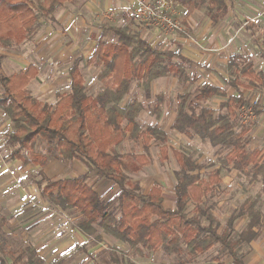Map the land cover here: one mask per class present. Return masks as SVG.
I'll return each instance as SVG.
<instances>
[{
	"label": "trees",
	"instance_id": "16d2710c",
	"mask_svg": "<svg viewBox=\"0 0 264 264\" xmlns=\"http://www.w3.org/2000/svg\"><path fill=\"white\" fill-rule=\"evenodd\" d=\"M177 1L188 11L207 8V14L214 20L227 10V0ZM73 2L75 0H0V24L5 31L0 34V47H12L16 41L13 39L15 34L17 36L21 31L26 36L41 25L42 18L54 16L59 8ZM99 29L101 32L87 63L100 66L97 81L102 85L108 82L109 85L95 95L88 94L80 75L81 57L74 59L67 70V94L58 93L56 102L49 105L33 98L27 89L38 73L37 68L30 65L24 71L4 76L1 73L4 56L0 55V114L9 120L12 127L3 137L4 144L11 149V158L22 166L39 167L40 182L37 186L40 194L50 206L63 212H75L80 217L77 230L85 237L99 241L101 234H105L140 255L158 248L168 254L179 255L181 246L188 252L201 254L214 245H220L233 264H243L236 247L249 245L259 237L263 218L259 194L247 197L227 218L226 228L219 233L220 223L211 210L200 207L208 188L201 187L193 173L198 165L189 156L172 150L179 170L174 173V207L165 209L158 186L143 194L139 185L130 178L139 170L144 156L119 154L113 150L126 134L133 144L141 141L144 155L151 140L165 142V134L158 125L164 96L155 95L152 104H146L145 100L150 97L149 87L156 79L168 75L186 78L188 61L179 52L148 43L134 28L133 19L120 27L101 25ZM108 37L109 41L106 40ZM241 74L258 81L251 72V66L243 68ZM134 82L143 88L144 100L133 99L122 104ZM232 86L236 88V82ZM249 86L252 88L253 84ZM197 92L195 99H191L188 93L177 96L176 114L170 130L189 138L197 136L201 142L218 146L224 151L221 159L224 166L237 172L239 178L244 177L248 184L259 185L260 192L264 194V158L258 151L247 147L245 135L248 128L235 132L231 119L238 107L249 104L251 97L245 98L241 93L230 96L219 104L218 110L224 114L215 115L214 109L201 106L197 101L224 97V91L203 84ZM146 108L154 116V123L143 128L138 118ZM37 140L46 145V155L31 157L24 154ZM52 159L78 160L86 167V173L72 178L51 179L43 170ZM92 172L117 187L115 209L110 210V205L87 184L88 175ZM217 175L218 172L211 177V183L219 182ZM189 205L193 207L191 213H188ZM242 217L247 219L246 226L231 240L234 222ZM3 222L0 225V264H7V260L10 264H42L33 246L5 251L1 239ZM104 264L135 263L125 256L111 253Z\"/></svg>",
	"mask_w": 264,
	"mask_h": 264
},
{
	"label": "rangeland",
	"instance_id": "374dc122",
	"mask_svg": "<svg viewBox=\"0 0 264 264\" xmlns=\"http://www.w3.org/2000/svg\"><path fill=\"white\" fill-rule=\"evenodd\" d=\"M88 1L89 0H75L73 3H66L64 7L59 8L58 11L55 12L54 16H47L46 19L42 18L41 22H43L41 25L32 29L26 36H23L21 31L17 36L15 34L13 39L16 41L12 47H9L8 49L0 47V55L3 54L4 56L3 72L1 70L2 75L7 76L11 73L15 74V72L23 66L29 63L34 64L38 69V73L36 78L30 82L27 88L33 98L42 103L51 105L56 101L55 95L57 94V91L62 93L67 92L68 85L65 80V71H63V69L66 66H70L72 60L70 61L69 59L55 63V55H60V49L59 47L49 48L47 41H51L50 34L52 32L59 30L61 37L59 36L56 43L60 41L63 44H67L74 41V46H76V43L83 42L86 46L81 55L87 58L92 50L91 48L93 44H95V39H92L91 35L96 33L95 36L97 37L99 34L97 30L102 25L98 13L108 7V5L105 4V1L107 0H101L102 7L97 6V3L94 7V5L92 6L91 4L92 2L88 3ZM113 1L115 0H110L111 3ZM116 3L117 1L113 3L112 6ZM86 4L91 6H87ZM241 5H243L241 6V10L246 11L249 16H252L257 12V8L250 6L247 2L242 3ZM91 9H93L92 13L90 12ZM194 9H196V12H194L193 15H190V19H188L191 29L184 23L187 36L184 34H176L174 37L193 40L194 43H197L193 36V32L197 29L205 26H224L223 24L226 15H222L221 20L213 23L210 20V16L207 14V8L198 7ZM115 10L119 16H122V10L119 11L114 9V11ZM61 13L64 21L66 18L73 22V28L71 31L77 29L76 33H70L72 39L67 36L64 26L58 23V20H55L58 15H61ZM125 14L126 17L122 20L120 17L113 15L114 21L108 24V26L120 27L125 25L129 22L128 16H130L127 12ZM2 27L3 24H0V34L5 32ZM134 28L141 31V28L136 23H134ZM192 45L196 46L195 44ZM99 70L100 66L93 63L91 65H86L85 62L81 64V73L84 78L85 87L90 95H95L104 86L109 85L108 82L106 85L97 82L96 76L99 73ZM191 75L193 77L196 76V74ZM170 76L171 75L165 76L167 78L161 82L153 81L149 87V94L151 92V96H154L155 93L161 91L164 96V102H166V108L167 105H169V108L165 110L163 120L158 121L159 128L165 134V142L151 140L148 146V151L144 155L142 144L140 143L141 141L137 144H133L128 138H126V134V137H124V140H126L123 141V143L121 142L122 144L120 143L118 146H115L113 150L117 151L119 154L131 153L137 156H144L145 160L140 165V171L136 174L130 175V178L133 180L135 177L133 181L139 185L141 190L142 187L140 186V183L142 186H145V188L152 185L161 187L166 202L171 195L170 189L173 183L176 184L174 173L179 170L178 163L173 157L172 150H179L189 156L191 161H195L196 163H194L198 165V169L194 170L193 173L196 174L201 187L208 188V191L204 193L201 199L200 207L202 209L206 208L211 210L212 215L220 223L218 230L219 233H222L226 228L227 218L239 208L247 197H254L259 194L261 196L259 209L263 217L261 220V227L258 230L261 240L249 245H239L236 247V251L243 259L254 249L264 250V194L260 192V186L248 184L244 177L239 178L237 176V172L233 170L229 171L227 166H224L221 161L224 151H221L218 146L212 147L209 143L201 142L197 136L189 138L174 132L169 128L173 117L174 96L185 90L187 93L193 94L204 82L196 85L197 80L190 81L188 85V83L186 84L183 81L184 77H176L180 82H178L177 86H174L172 83L173 76ZM197 79H199L198 76ZM205 80L211 82L207 78H205ZM142 93L143 88L134 82L129 95L124 98L123 104L126 101L128 102L133 99L143 101ZM254 94L255 93L253 92L251 96ZM221 100V98H214L206 101L204 104L207 107L215 109V115L224 114V111L216 109L218 102ZM231 119L235 126V132H238L241 128H248L249 130L252 127H250V124L249 127L241 124L237 116H234ZM8 121L9 120L4 115L0 116V153L2 155V157H0V219H5L4 222L2 220L0 221V225L3 222L2 231L4 234H2L3 237H1V239H3L5 251H7L6 249H22L25 245L33 246L34 248L35 245L36 247H39L40 251H44V258L42 257L41 259L43 262L47 260L46 262H48V264L52 260L57 261L55 263L57 264L60 259L63 260L62 262H64V264L69 262H72V264H92L87 261L88 257L84 259L83 254L79 253L80 249L76 245H73L70 248L69 253L60 254L63 252L61 249L66 243H64L66 237L67 239H70L69 235L73 232H77L74 224H76L78 218L75 217V212L68 211L70 218L67 219L65 212L55 210L51 208L49 203H46L44 197L40 194V188L37 186V182H40V176L38 175V171L40 170L39 167H33L32 165L24 167L19 164V162L10 158L11 156L9 154L11 149L3 142L4 134L12 128ZM138 122L143 128L154 123L153 119L144 112L140 114ZM253 135L254 132L252 130L250 136H245L247 147L253 138ZM24 154L31 157L37 154L46 155V145L44 142L37 140L32 148L24 151ZM75 165L76 162L71 161V166L74 167V169H76ZM51 166V169H54L58 175L57 177H63L66 173H72L70 164L66 163V161L61 162L57 160L54 161ZM217 172L219 182L211 183V177ZM109 189L111 191V188ZM113 197L114 196H112V202H108L110 210L115 209L117 203L115 200L116 198L113 199ZM4 207L8 208L6 209ZM192 208V205L188 206V213H191ZM72 219H75V221L72 222ZM246 223L247 219L245 217L239 218L234 222L235 231L230 237L231 240L235 239L236 232L242 231L245 228ZM21 232H23V238L20 236ZM62 234H65V236L60 238L55 237ZM107 237L111 238L110 236ZM87 239L89 240L90 238ZM0 242L2 243L1 240ZM67 245L69 244H66L65 247ZM181 247L182 249L179 255L168 254L161 248H158L156 251H150L148 253V258L151 261H155L156 264H159L160 262L169 264H217V262L233 264V260L220 245H214L210 250L201 254L188 252L185 250L184 246ZM98 256L99 261L105 263L109 259V251H106V253L102 252V254H99ZM7 264H10L8 260Z\"/></svg>",
	"mask_w": 264,
	"mask_h": 264
},
{
	"label": "crops",
	"instance_id": "0c3cea01",
	"mask_svg": "<svg viewBox=\"0 0 264 264\" xmlns=\"http://www.w3.org/2000/svg\"><path fill=\"white\" fill-rule=\"evenodd\" d=\"M116 1H117V3L112 6V4L115 3ZM90 2H92L91 4H92V6L94 5V7L96 6V3H97V6L102 5L101 0H89L88 3H90ZM246 2L249 3L250 6L257 8V10H256L257 12L255 14H253L252 16H249V14L246 11L241 10V6H243L241 4L246 3ZM105 4L113 7V9H117L119 11L122 10L121 11L122 16H119L118 13L116 12V10L113 12V15L120 17L121 20L126 17V14H125L126 12L130 15L131 4L125 0H115L112 3L110 2V0H107V1H105ZM178 4L180 7V11L182 13V17L184 19V23L186 24L187 27L189 26V28L191 29L188 19H190V17H189L190 15H193V13L196 12V9L188 11V8L184 4H181L180 2H178ZM87 6H91V5H87ZM226 6H227V10L224 14V16L226 15L225 20H224V24H223L224 26H220V27L205 26L203 28L197 29L196 31L193 32L194 39L197 41V43L196 42L194 43L193 40L174 37L175 35H171L168 37H160L157 34V32L154 30L143 31L141 29L140 35L143 39L146 38L145 40L148 43H150L152 46H158L161 49H167V50H174L175 49L174 51L179 52V54L188 61L189 64L187 66V77L183 79V81L186 84L188 83V85H189L190 81H196L197 80L198 83L196 82V85L204 82V83H202V85L203 84H209L213 87H218L224 91V97L215 96V97L208 98L205 100L197 101L201 106L207 107L204 104L206 101H208L210 99H214V98H221L222 100L218 102L217 107H216V109H218L219 104L222 101L228 99L230 96L237 95V93H241L242 96L245 98H250V96L253 94V92L254 93L258 92L260 95V102H259V106L257 107V110H256V121L254 124H250V127L251 126L252 127L249 130H247L245 136L246 137L250 136L251 131L253 130L254 135H253V138L251 139L250 143L248 144V148H250V150L258 151L259 156L264 158V2L262 0H227ZM90 12L92 13L93 9H91ZM62 16L63 15L61 13V15H58L55 20L56 21L58 20V23H60L64 26V30L66 31L67 36L71 37L70 33L71 34L76 33L77 29H74V31H71V29L73 28V26H72L73 22H71L70 20H67L66 18L64 21V18ZM221 17L218 19H215V20L210 17V20L213 23H215V22H218L219 20H221ZM58 18H60V19H58ZM128 18H129V21L132 19L131 16H128ZM113 21H114V19L112 17L111 22H107V23L102 22V21L101 22L99 21V22L102 25H108V24L112 23ZM134 23H136V22L134 21ZM99 28L97 31L100 34L101 31ZM96 29H97V27H96ZM99 34L97 37H99ZM95 35H96V33L92 34L91 37H92V39H95L94 43L96 44L97 37ZM59 36L61 37L59 30H57L56 32H52L50 34L51 41H47L49 48L59 47V49H60L59 50L60 55H55V59L53 58V56H52V58L55 60V63H57V62H62V61H66L69 59H70V61L72 60V62H73L74 59L81 57L82 61L79 64V72L83 78V75L81 73V64L83 62H85L86 65H91V64H88L87 61L94 51L95 44H93V46L91 48L92 50H91L90 54L88 55V57L85 58L81 55L84 51L85 46H86L85 43L79 42V43H76V46H74V44H75L74 41H71L72 43H67V44H63L60 41H58V43H56ZM108 38L106 40L109 41L110 38L109 39ZM71 39H72V37H71ZM192 44H195L196 46H194ZM1 55H3V54H1ZM30 65H34V64L29 63V64L23 66L22 68L18 69L15 73L26 70ZM70 66H66L63 69V71H65V80L67 82V85H68L67 70ZM246 66H251V72H253L255 77H257L258 81L252 80L250 77H247V76H242V74H241L242 70ZM2 68H3V62H2V66H1V70L3 72ZM195 70H196V72H195ZM37 71H38V69H37ZM191 72H193V73H191ZM12 74L13 73L8 74V75L10 76ZM191 74H193V75L196 74V76L193 77ZM197 76L199 79H197ZM170 77H172V75ZM166 78L167 77H160V78L156 79L155 81L161 82L162 80H164ZM172 78H173V80H172L173 85L177 86L178 82H180V81L178 80V78H176V76H175V78H174V76ZM205 78H207L211 82H208L207 80H205ZM174 79H176V80H174ZM83 81H84V78H83ZM30 82H29V84H30ZM235 82L237 84L236 88H235V86H232V85H234ZM251 84H253L252 88H250V86H249ZM68 90H69V88H67V92H68ZM86 91H87V88H86ZM67 92L62 93V92L57 91V94L58 93L59 94H67ZM184 93H187L186 90L183 92H179L178 95H181ZM158 94L163 95L161 91H158L157 93H155V95H158ZM188 94L190 95L191 99H195L198 92L196 90L195 93H193V94L188 93ZM155 95L151 96V92H150V97L147 100H145L146 104H152L153 100H154L153 97H155ZM178 95L174 96L173 117L171 119L170 125H171V123L175 117V114H176L177 96ZM142 96H143V93H142ZM142 98L144 99V97H142ZM194 101H196V100H194ZM165 104H166V102L163 101L161 106H160L161 116H160L159 121L163 120L165 110L167 108H169V105H167V108H166ZM163 105H164V109H163ZM236 110H235V116H236ZM143 112L145 114H147L150 118H152L154 121V116H151V112H150L149 108H146L145 111H143ZM1 115H3V114H0V116ZM248 126L249 125H247L246 127H248ZM169 128H170V126H169ZM125 140H123V141H125ZM123 141H122V143H123ZM124 154H129V153H124ZM0 157H2L1 153H0ZM57 160H59L61 162H65L61 159H52L43 170L44 174L51 179L55 180V179H60V178H72V177H77V176H80V175H83L86 173V167L80 161L72 160V162L73 161L76 162V165H75L76 169H74V167L71 166V161H66V163L70 164V169H72V173L71 174L66 173V175L63 177H57L58 175L56 174L55 170L51 169L52 168L51 164ZM14 161L19 162L18 160H14ZM19 164H21V163L19 162ZM33 167H35V166H33ZM139 171H140V168L137 172H135L133 174H136ZM134 179H135V177H134ZM87 184L92 187V189L98 194L100 199L102 201H104L105 203L112 202V196H114L113 199H115L117 194H118V189L112 182L98 178L94 172H92L88 175ZM140 186L142 187V190H141L142 193L147 194L149 192V190L155 185H152V186H149L148 188L147 187L145 188V186H142L140 183ZM174 187H175V183H173V185L170 189L171 195L168 197L167 202L165 201L164 192H163L162 188L159 187L161 190L162 206L165 209H172L174 207V202H175ZM109 188H111V191ZM4 208L7 209L8 207H4ZM51 208L58 210L52 206H51ZM58 211H60V210H58ZM61 212H63V211H61ZM65 213L67 215L66 218L69 219L70 217L68 215V211ZM75 217L78 218L77 220H79V218H80L77 214H75ZM72 220H73L72 222L75 221V219H72ZM76 225H77V222H76V224H74V226L76 227ZM76 230H77V227H76ZM22 233L23 232L20 233L21 237H22ZM65 234H62L63 236L57 235L55 237L56 238L64 237ZM69 238L70 239H67V237H66V239L64 241V243L66 242L65 245L66 244H69V245H67L66 247L64 245V247L61 249V250H63V252H61L60 254L69 253L70 248L73 245H76V246H78V248L81 251V252L79 251V253L83 254L84 259H86L88 257L87 261H89L92 264H104V263H101L99 261L98 255L99 254L101 255L102 252L106 253V251H109V259H110L111 253H117L120 256H125V257L129 258L135 264H156L155 261H151L148 258V253L150 251L144 252L142 255H140L138 252L132 251L123 242L117 241L115 239L113 240V239H111V238H109L103 234H101V239L99 241L94 240L92 237H90V239L88 240L87 238H89V237L83 236L77 230V232H73L71 235H69ZM259 240H261L260 234H259V237L255 241H253L252 243L257 242ZM34 249H35L36 255L42 261L41 258L42 257L44 258V251H40L39 247H36L35 245H34ZM56 255H57V252H56ZM50 259H52V258H50ZM46 261L47 260L44 261L45 263L42 261V263L48 264V262H46ZM62 261L63 260H61V259L58 260L57 264H64V262H62ZM242 261H243V264H264V250L254 249L247 256H245L242 259ZM56 262L57 261L52 260L49 264H55ZM66 264H72V262H69ZM159 264H169V263L160 262ZM201 264H211V263H201ZM217 264H218V262H217ZM222 264H225V263H222Z\"/></svg>",
	"mask_w": 264,
	"mask_h": 264
},
{
	"label": "built area",
	"instance_id": "2783aa9c",
	"mask_svg": "<svg viewBox=\"0 0 264 264\" xmlns=\"http://www.w3.org/2000/svg\"><path fill=\"white\" fill-rule=\"evenodd\" d=\"M131 4L130 16L143 31L154 30L160 37L176 34L187 36L186 27L177 0H125ZM264 2V0H262ZM114 9L108 6L98 13L102 22H111ZM260 95L256 92L248 105L236 110V116L243 125L256 121V110Z\"/></svg>",
	"mask_w": 264,
	"mask_h": 264
}]
</instances>
